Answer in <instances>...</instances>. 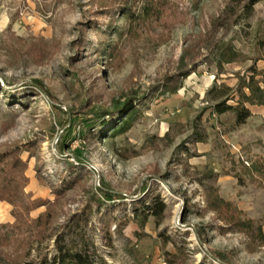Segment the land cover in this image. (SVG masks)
I'll return each mask as SVG.
<instances>
[{"label": "rangeland", "instance_id": "rangeland-1", "mask_svg": "<svg viewBox=\"0 0 264 264\" xmlns=\"http://www.w3.org/2000/svg\"><path fill=\"white\" fill-rule=\"evenodd\" d=\"M251 69L264 77V1L247 15L237 0H0V157L20 159L28 182L38 165L56 187L85 173L48 238L27 257L1 247L0 264L51 258L83 211L97 264H264V106L246 104L237 126L209 94ZM40 187L25 192L53 201ZM146 193L159 219L134 214Z\"/></svg>", "mask_w": 264, "mask_h": 264}, {"label": "trees", "instance_id": "trees-1", "mask_svg": "<svg viewBox=\"0 0 264 264\" xmlns=\"http://www.w3.org/2000/svg\"><path fill=\"white\" fill-rule=\"evenodd\" d=\"M237 1L242 3L243 10L249 15L253 7L264 0ZM237 56L231 47H225L221 53V62L230 64ZM262 74V71L251 69L250 76L241 80L233 93L231 88L226 86L213 87L209 92L212 101L215 102L211 107L212 114L232 113L235 125L245 124L251 117V112L246 104L264 106V77L255 80L256 76ZM229 101L234 102V105H229ZM129 102L130 100L117 104L114 107L115 112L125 114L131 109ZM104 114L110 115V113ZM7 160L6 157H0V202L12 207L13 222L0 225V248L16 243V257H27L33 243H41L48 238L49 228L60 213V200L68 190L81 182L85 173L82 168L80 171H74L75 173H71L66 180L56 187L45 181L41 166L38 165L35 167L36 180L43 187L50 188L54 200L33 199L25 192L28 180L23 175V162L17 157L9 163ZM256 170L258 171V169ZM18 172L20 173L19 176ZM99 192L102 195V202L113 200L114 196L108 191L100 190ZM215 202V209H219L222 205L228 207V204L219 199H215ZM131 207L134 214L145 217L153 216L155 219H159L165 210L163 202L152 193H146L140 201L133 203ZM39 208H43V211L32 219L30 213ZM88 214L89 212L83 211L72 215L63 225V231L54 237L55 253L53 256L51 258L46 257L36 264H97L98 257H96L93 245L85 237L84 227L87 224ZM249 225L251 223H241L240 227L245 229Z\"/></svg>", "mask_w": 264, "mask_h": 264}, {"label": "crops", "instance_id": "crops-1", "mask_svg": "<svg viewBox=\"0 0 264 264\" xmlns=\"http://www.w3.org/2000/svg\"><path fill=\"white\" fill-rule=\"evenodd\" d=\"M28 191L34 195V197L40 196L42 193V188L38 184L35 178L29 179L28 182ZM12 207L4 202H0V224H10L13 222V218L11 216ZM40 213V211H39ZM38 213V214H39ZM38 216V215H37ZM36 216V217H37Z\"/></svg>", "mask_w": 264, "mask_h": 264}]
</instances>
